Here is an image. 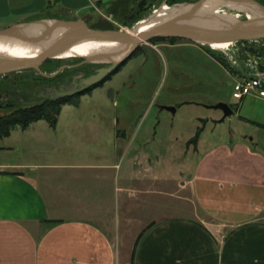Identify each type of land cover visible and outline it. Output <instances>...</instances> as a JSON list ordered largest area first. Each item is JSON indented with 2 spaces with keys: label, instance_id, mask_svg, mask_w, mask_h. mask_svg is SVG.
<instances>
[{
  "label": "rangeland",
  "instance_id": "1",
  "mask_svg": "<svg viewBox=\"0 0 264 264\" xmlns=\"http://www.w3.org/2000/svg\"><path fill=\"white\" fill-rule=\"evenodd\" d=\"M35 1L6 0L12 11H6L7 4L0 5V31L41 19L67 22L75 17H87L90 23L98 19L109 20L119 30L129 31L140 22L181 5L176 0H150L142 8L143 13L138 15L137 0H101L99 4L97 0H38V4ZM174 1L177 4H172ZM197 1L186 0L185 4ZM236 8L238 10L219 7V10L245 20L249 13ZM215 54L225 60L221 54ZM63 62L73 64L70 60ZM31 77L32 74L15 80L0 78V115L6 114L9 103L16 105L15 101H18V106L24 108L72 89L71 82L63 86L62 80H39L34 84ZM237 81L238 76L213 59L210 51L203 47L183 40L174 44H148L141 48L138 56L121 66L109 81L82 96L78 106H63L55 127L37 122L27 131L16 128L9 138L1 140L0 164L56 165L73 162L75 157L86 159L87 154H110L119 156L117 169L123 172L131 168L132 151L136 149L156 156L159 165L155 170L161 175H174L171 177L174 179L172 187L159 186L160 191L163 188L174 191V203L166 204L169 200L159 202L157 213L127 211L128 226L123 243L118 242L113 226L100 225L114 240L120 254L119 263L131 264L137 240L149 221L202 220L209 225L210 221L202 217L189 192L181 188L180 182L185 178L180 180L179 173H189L190 166L193 167L216 145L240 142L244 138L253 141L252 147L264 154V100L248 97L240 103L235 101L232 94ZM49 90L53 94L49 95ZM12 91L17 95L8 98L13 95ZM220 103L231 107L232 117L223 120L222 112L213 109ZM167 108L175 109V113L167 112ZM117 133L127 135L130 154H118L120 147L114 144ZM48 173L51 177L61 174V178L53 182L54 187L64 181L73 185L67 171ZM147 212L149 216H146ZM145 219L147 223H144ZM140 220L143 224L138 225Z\"/></svg>",
  "mask_w": 264,
  "mask_h": 264
},
{
  "label": "crops",
  "instance_id": "2",
  "mask_svg": "<svg viewBox=\"0 0 264 264\" xmlns=\"http://www.w3.org/2000/svg\"><path fill=\"white\" fill-rule=\"evenodd\" d=\"M5 4L12 11L0 0ZM126 136L116 134L118 154L131 153ZM252 144L244 138L216 145L189 173L178 174L209 225L145 219L135 264H264V154ZM132 154V166L123 172L117 169L119 156L110 154L56 165L0 164V264H120L114 240L100 225L113 226L123 243L127 211L157 213L159 202L169 205L175 198L174 191L159 189L174 184L173 174L155 170L159 159L141 149ZM48 171L69 172L73 185L54 187L61 174L51 177Z\"/></svg>",
  "mask_w": 264,
  "mask_h": 264
},
{
  "label": "water",
  "instance_id": "3",
  "mask_svg": "<svg viewBox=\"0 0 264 264\" xmlns=\"http://www.w3.org/2000/svg\"><path fill=\"white\" fill-rule=\"evenodd\" d=\"M150 0H142L141 8ZM217 0H199L190 4L173 7L174 13L165 19L156 20L144 28L138 24L129 31H121L108 20H98L88 24L79 18L73 21L41 19L18 24L0 31V43H13L24 49L25 54H0V78L10 74L34 71L44 78L53 79L66 69L85 65L105 66L95 75L84 79L77 90V80L73 79L72 90L55 93L59 98H68L92 88L115 70L129 61L139 48L158 39H177L207 48L208 44L229 41L235 43L264 41V6L255 0H218V7L234 5L246 10L251 17L240 20L231 14L220 13L219 8L207 9V5ZM216 4V3H215ZM152 19V18H150ZM149 20V19H148ZM85 54V52H89ZM81 60L78 66H63L56 73L47 76L41 67L49 61ZM49 95L53 94L49 90ZM221 111L223 120L233 116L230 106L220 103L213 108ZM175 113V109L167 108Z\"/></svg>",
  "mask_w": 264,
  "mask_h": 264
},
{
  "label": "trees",
  "instance_id": "4",
  "mask_svg": "<svg viewBox=\"0 0 264 264\" xmlns=\"http://www.w3.org/2000/svg\"><path fill=\"white\" fill-rule=\"evenodd\" d=\"M126 1L127 0H125V2ZM176 1H179L180 4L187 3L186 0H176ZM255 1L258 2L260 5L264 6V0H255ZM57 2H59V1H57ZM98 4H99V2H98ZM172 4H177V2L174 1ZM136 5H137L136 12L138 13V15H140L141 13H143V10H144V9H142L143 6L141 8L139 7L140 1L138 2V0H137ZM223 14H226V13L224 12ZM231 15L240 19V17L238 15H233V14H231ZM139 18H141V16H139ZM177 41H180V40H177V39H170V40L158 39V40H154V41L150 42V44L156 45V44L165 43V42H170V43L174 44ZM235 44H237V43H235ZM235 44H233V45H235ZM231 47H229V48H231ZM229 48L224 49V50H213V49H208V48H205V49L210 51V55L213 59H215L217 62H219L224 68L229 70V67L225 63V60H223L222 58H220L219 56H217L215 54V53H224ZM140 51H141V48L138 49V51L134 54V56H138ZM81 62H82L81 60H75L73 62V64H70L69 62H63V61H49L41 67V72L43 74H46V75H51L52 73H56L60 69V67H62V66H76V65L81 64ZM124 65L125 64H123L121 66H124ZM121 66H119L112 75L117 73ZM102 68H105V66L85 65V66L80 67L78 69H76V68L66 69L61 74H59L58 76H56L53 79L44 78L34 71H28V72H24L21 74H10L4 78H7V79L10 78V79L15 80L16 77L28 78V75L32 74L31 78H32V83H34V84L39 80H44V81H49V82H53L55 80H62L63 81L62 85L64 86V84L71 82L72 79L78 74H82L83 78L87 79V78L95 75L96 72ZM112 75H109L104 81H102L98 85H96L92 88H89L87 90H84L82 93H79V94L72 96V97L59 98V97L55 96V98H53V99L44 98L39 103L32 104V105L26 106L24 108H21L20 106H18V104H19L18 101H15L17 103L16 105H13L10 103L7 104L6 114L0 115V141L3 139L9 138L11 136L12 132H14V130H16V128H19L22 131H27L32 124L37 123V122H46L50 127H52V128L55 127L56 123H57V118L60 115L61 109L63 106H66V105L78 106L79 99L82 96H85L86 94L90 93L92 90L100 88L104 83H106L107 81L110 80ZM11 94H13V96L17 95V93H15V92L13 93V91L11 92ZM192 143H194V141ZM46 224L48 226H54V225L59 224V222H47ZM144 233L145 232H143L137 240V243H136L135 248L133 250L131 264H135L134 263L135 262V249H136L138 243L140 242L141 238L143 237Z\"/></svg>",
  "mask_w": 264,
  "mask_h": 264
},
{
  "label": "built area",
  "instance_id": "5",
  "mask_svg": "<svg viewBox=\"0 0 264 264\" xmlns=\"http://www.w3.org/2000/svg\"><path fill=\"white\" fill-rule=\"evenodd\" d=\"M219 54L238 76L233 99L238 103L248 97L264 99V41L237 43Z\"/></svg>",
  "mask_w": 264,
  "mask_h": 264
},
{
  "label": "bare ground",
  "instance_id": "6",
  "mask_svg": "<svg viewBox=\"0 0 264 264\" xmlns=\"http://www.w3.org/2000/svg\"><path fill=\"white\" fill-rule=\"evenodd\" d=\"M217 1L209 3L207 5V7H208L207 9H212V8L217 9V7H218V5H217L218 2ZM226 7L230 8V9L238 10L234 5H231V4H227ZM240 9H239V11H240ZM175 10H170V11L166 12L165 14H163L161 16L154 15V16L151 17L152 19H149V20L146 19V20L140 22L138 24V26L141 27V28H144L145 26H147L150 23H153L156 20L165 19V18L169 17L171 15V13H174ZM250 17H251V15L248 14V16L246 18H250ZM233 44H235V42L221 41V42H215V43L208 44L207 48L208 49H213V50H224V49H227V48L231 47ZM90 52L91 51L85 52V54L87 55ZM25 53H26V51L24 49H21L20 47L14 45L13 43H0V54L22 55V54H25Z\"/></svg>",
  "mask_w": 264,
  "mask_h": 264
},
{
  "label": "flooded vegetation",
  "instance_id": "7",
  "mask_svg": "<svg viewBox=\"0 0 264 264\" xmlns=\"http://www.w3.org/2000/svg\"><path fill=\"white\" fill-rule=\"evenodd\" d=\"M146 6V4L145 5H143V7H145ZM142 7V8H143ZM82 63V62H81ZM80 65V64H79ZM76 66H78V65H76ZM73 67V66H72ZM80 67H83V66H79V67H75L76 69H78V68H80ZM79 76H81L82 77V79L81 80H77V82H76V84H77V90L78 89H81V86H80V84H81V82L84 80V78H83V75L82 74H78V75H76L75 77H79ZM72 82H73V79H72V81H71V84H72ZM71 87H73V84H72V86ZM72 90V89H71ZM13 97V95H10L8 98H12Z\"/></svg>",
  "mask_w": 264,
  "mask_h": 264
}]
</instances>
